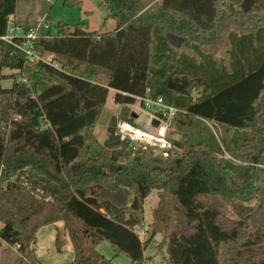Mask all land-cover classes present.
I'll use <instances>...</instances> for the list:
<instances>
[{
  "label": "trees",
  "instance_id": "16d2710c",
  "mask_svg": "<svg viewBox=\"0 0 264 264\" xmlns=\"http://www.w3.org/2000/svg\"><path fill=\"white\" fill-rule=\"evenodd\" d=\"M102 2L114 30L58 21L55 35L50 26L36 39L53 65L2 39L17 0H0V72L12 70L5 78L13 80L0 86V241L17 247L13 264H40L37 233L59 221L73 264H112L97 250L103 240L145 264L157 235L163 264H264V0ZM169 33L185 41L175 47ZM111 88L122 110L100 142L95 128ZM146 94L184 111L166 158L131 157L133 147L115 135L117 118L133 121L128 110ZM197 118L228 136L245 131L225 147L241 165L222 147L191 140ZM89 184L101 188L87 195ZM153 190L159 200L143 241L137 227ZM62 244L58 233L59 251Z\"/></svg>",
  "mask_w": 264,
  "mask_h": 264
},
{
  "label": "rangeland",
  "instance_id": "374dc122",
  "mask_svg": "<svg viewBox=\"0 0 264 264\" xmlns=\"http://www.w3.org/2000/svg\"><path fill=\"white\" fill-rule=\"evenodd\" d=\"M63 3L64 0H56L54 3H49L47 0H17L15 21L17 20L19 23H25L27 26L32 27L38 25L41 19L48 14V22L51 25L52 35L57 33L53 24L58 21L67 22L71 26L82 23L86 30L95 26L103 31H112L116 28L115 21L111 19L105 20L108 11L102 0H84L85 4L82 7H66ZM43 31H45V28L42 25L40 32ZM223 51L224 50L220 53L221 57L224 56ZM9 73H12V70L7 68H3L0 72V86L3 88H9L13 83L11 78H5ZM115 92L114 89H110L106 105L100 114L95 128V135L100 142H104L108 137V126L111 117L119 115L122 110V105L115 102ZM138 109V107L131 105L128 114L131 116L133 113H138L136 123L139 126H142L147 120V115L141 108L139 111ZM173 129L172 138L180 139L182 135L176 123ZM244 135V130L236 129L234 133L230 135L232 136L230 138V136L226 134L224 126L217 121L197 118L194 124L191 140L193 142L202 141L211 146H220L224 151L225 159L241 165V160L235 157L232 153L227 152L225 147H234L236 144L240 143ZM134 155H144L146 159L153 157L166 158L164 154L155 151L150 147L144 149L136 146L133 148V154L131 157H134ZM126 158H128V155H124L120 161H125ZM100 188L101 186L99 184H89L85 189L87 195H93ZM132 197L133 194L130 196V200H132ZM158 200V190H153L144 202L145 220L142 225L137 227V232L143 241L147 239L148 231L150 233L152 229L153 210L157 206ZM1 226L2 223L0 222V228ZM58 233L63 240L61 251H59L57 247ZM161 241L162 236L157 235L152 243L147 246L145 255L148 259L145 264H163L164 251L158 248ZM34 246L40 264H73V245L68 229L63 221L42 227L37 233V241ZM96 247L97 250L102 253L106 259L111 261L112 264H133L130 257L126 254L121 253L116 255L112 244L108 240L101 241ZM18 256L19 254L16 246H10L6 242L0 241V264H13Z\"/></svg>",
  "mask_w": 264,
  "mask_h": 264
},
{
  "label": "built area",
  "instance_id": "2783aa9c",
  "mask_svg": "<svg viewBox=\"0 0 264 264\" xmlns=\"http://www.w3.org/2000/svg\"><path fill=\"white\" fill-rule=\"evenodd\" d=\"M47 1L54 3L56 0ZM14 21L15 17L11 15L8 34L3 36L2 39L22 51L31 62L42 61L47 64L57 65L52 52L36 49L35 47L36 39L42 34L46 35L51 26L48 22V14L28 32L16 26ZM42 25L46 30L45 33L40 32ZM135 98L137 104L135 102L132 106L138 107V111L141 108L147 115V120L142 126H139L135 120L117 118L115 135L120 140L128 142L133 148L136 146L144 149L150 147L167 157L174 149L172 135L173 127L176 123L175 118L179 113H184V111L166 102L162 96L152 97L146 94ZM130 117L137 118V113H133Z\"/></svg>",
  "mask_w": 264,
  "mask_h": 264
},
{
  "label": "water",
  "instance_id": "95a60500",
  "mask_svg": "<svg viewBox=\"0 0 264 264\" xmlns=\"http://www.w3.org/2000/svg\"><path fill=\"white\" fill-rule=\"evenodd\" d=\"M74 29H71V32H73ZM168 38H169V41L170 43L175 46V47H180L181 44L185 41V38L184 37H180L178 35H175V34H167ZM0 81H1V78H0ZM121 168V165L118 167V169Z\"/></svg>",
  "mask_w": 264,
  "mask_h": 264
},
{
  "label": "crops",
  "instance_id": "0c3cea01",
  "mask_svg": "<svg viewBox=\"0 0 264 264\" xmlns=\"http://www.w3.org/2000/svg\"><path fill=\"white\" fill-rule=\"evenodd\" d=\"M85 4V3H84ZM49 17V16H48ZM35 26H32L31 28H34ZM97 27L95 26V27H92V28H90V29H87V30H95ZM98 29V28H97ZM46 32V30L45 31H43V32H41V33H45ZM115 90V89H114ZM116 91V90H115ZM137 115H138V113H137ZM133 120H135L136 121V117H134L133 118Z\"/></svg>",
  "mask_w": 264,
  "mask_h": 264
}]
</instances>
